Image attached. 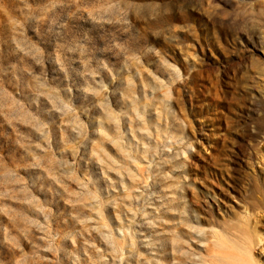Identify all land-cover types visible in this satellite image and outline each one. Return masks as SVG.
<instances>
[{"label":"rangeland","instance_id":"obj_1","mask_svg":"<svg viewBox=\"0 0 264 264\" xmlns=\"http://www.w3.org/2000/svg\"><path fill=\"white\" fill-rule=\"evenodd\" d=\"M255 212L264 0H0V264H233Z\"/></svg>","mask_w":264,"mask_h":264},{"label":"bare ground","instance_id":"obj_2","mask_svg":"<svg viewBox=\"0 0 264 264\" xmlns=\"http://www.w3.org/2000/svg\"><path fill=\"white\" fill-rule=\"evenodd\" d=\"M257 19L262 22V19ZM256 210L260 212V209ZM258 213L243 218L244 220L236 225L232 242L227 244L221 240L217 242L218 247L222 246L231 253L233 264H264V248L261 246L264 242V229L260 226L261 218ZM177 241L174 240V243ZM258 247L260 249L257 252Z\"/></svg>","mask_w":264,"mask_h":264}]
</instances>
